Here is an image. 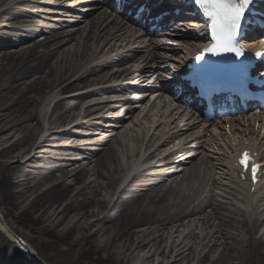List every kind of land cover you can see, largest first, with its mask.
<instances>
[{
  "label": "bare ground",
  "instance_id": "obj_1",
  "mask_svg": "<svg viewBox=\"0 0 264 264\" xmlns=\"http://www.w3.org/2000/svg\"><path fill=\"white\" fill-rule=\"evenodd\" d=\"M166 8L169 7H158ZM85 9L79 0H0V133L10 126L16 135L11 143L0 145V214L4 221L17 234L29 233L26 240L30 247L50 264H87V260L92 264H136L135 252L153 246V255H158L176 223L188 220L192 227L193 221H201L200 216L205 214L202 226L204 238H210L208 243L200 251L191 247L190 239L199 236L189 226L190 232L179 245L170 247L168 254L175 252L176 257L186 259L192 256V260L201 264L208 249L217 253L211 264H264V235L257 238L259 218L252 220L261 206L252 208L253 204H249L241 213L226 211L209 196L217 185L211 168L210 174L198 169L181 179L177 177L179 171H173L178 166L181 175L186 174L191 167L192 170L197 167L199 155L206 156L211 159V167L234 184L231 155L244 147L242 141L234 140L233 144L225 137H196L189 132L192 127H181V122H173L170 117L164 128L152 133L147 141L152 125L137 137L138 148L133 147L131 139L126 149H122L123 145L115 149L111 143L102 142V150H81L78 157L96 163L97 170L93 173L96 180L86 181L80 169L72 175V184L64 181L68 177L65 162L77 157L65 143L99 129L116 133L117 145L128 137L122 136L123 128L117 131L125 123L121 117L103 118L101 125L81 123L78 130L66 129L69 119L80 118L73 112L78 101L64 100L61 96L81 88L86 89L82 97L123 93L128 88L114 83L136 81L144 75L149 79L151 75V61L137 54L111 24L105 25L101 15L84 12ZM175 20L178 25H187L186 28L194 25L183 23L182 17ZM60 37L65 39L61 41ZM122 63L131 64L111 69ZM67 81L73 84L60 88ZM124 101V114L133 116L137 99ZM102 107L110 113L116 111L112 105ZM47 124L62 130L59 136L50 135L37 144V133L41 134L38 130ZM176 138L180 143L160 148ZM250 140L253 145L259 142L258 147L249 146L264 162V138L260 141L254 136ZM181 144L184 146L180 147ZM34 146L40 150L35 159L17 161L15 165L9 161L20 158L22 153L30 154ZM45 146L49 147L44 149ZM154 146L158 147L153 152L163 158L151 164L153 154L144 156ZM170 149L176 150L166 157ZM214 149L221 151L223 158L214 157ZM203 165L202 169L207 167ZM261 172L263 182L264 167ZM58 173L61 175L56 177ZM194 180L196 183L191 184ZM210 183L214 185L211 187ZM162 185L168 186L166 190L159 188ZM259 192H264V184ZM208 207L211 212L206 214ZM136 228L140 229L135 231ZM0 264L34 263L23 262L15 246L0 233Z\"/></svg>",
  "mask_w": 264,
  "mask_h": 264
},
{
  "label": "rangeland",
  "instance_id": "obj_2",
  "mask_svg": "<svg viewBox=\"0 0 264 264\" xmlns=\"http://www.w3.org/2000/svg\"><path fill=\"white\" fill-rule=\"evenodd\" d=\"M86 35H87V33L83 36V38H85ZM42 37H43V35L40 37V39ZM59 39L61 41H63L65 38L60 37ZM73 60H75V57ZM122 66L124 67L127 65L123 64ZM106 72L103 71L102 73H106ZM66 79H67V77H66ZM139 82L140 83H131V84L132 85L138 84L141 86H146L147 82H144V83H141V81H139ZM72 84H73L72 81H67V82H64V84L60 88L68 86V85L70 86ZM131 84L129 83V84H127V86L131 87L130 86ZM69 91L70 92L63 94L61 96V98L64 100H70L72 98H76V100L78 101V104H77L78 106L73 112L78 113V115H80V118L77 120H75V117L69 119L67 124L65 125L66 129L71 128V129L78 130L77 125L81 124V123H83V124L84 123H92V124H96V125H101V120H103V118H107L109 120H115L116 118L121 117L120 120H123V122H125V123L123 125H121L119 130H117V131H120V129L122 130V127H123V131H121L123 134L122 136L129 138L128 141H127L128 138L125 141L121 140L119 145H117L116 141L118 140V138H117L116 133L104 132V130L101 131L99 129V130H93V132L91 131V133L86 132V136L81 137L82 139H78L77 141L71 140L68 143H65L66 148H68L69 150H73L74 153L77 154V157H72V159L74 158V160L72 162L71 161L65 162L67 167H65L64 172L68 175V177L64 181L69 183V184H72V175L75 172L80 171V169H82V173L85 176L86 181L96 180L95 176L93 175V173L97 170L96 163L94 162V160L93 161H86L85 159H83L82 156L78 157V156H80L79 153H81L80 152L81 150H86L88 152H90V151L96 152V151L102 150V148L104 147L102 145V142L111 143V145L115 149H120L122 145H123L122 149H126V148H128V146L130 147L131 139L134 141L132 143L133 147L138 148L139 145L137 143H135L136 138L141 137V135L145 133L144 131L146 130V128H148L149 124H148V122H147V124H145L144 120H140V122H137V120H135L134 116H131L129 114L128 115L124 114V113H126L124 111L125 105H121V104H124L121 100L125 99L126 97H130L131 94H127L124 92V93H120V94L119 93H109V94H104L102 96L99 95V96L82 97L84 94H86V89L81 88L79 91L78 90L77 91L76 90H74V91L69 90ZM103 105H112L113 108L116 107V111L114 113H110L109 111H105L104 107H102ZM86 110H88V112H85ZM122 116H125V117H122ZM143 124H145V125L142 126ZM45 126H46L45 128L41 129V127H40V129L38 130V131H41V134H40V132L37 133L39 135V138L37 140L38 141L37 144L39 142L43 141L45 138L49 137L50 135L59 136V134L62 130L61 128L59 129L58 127H56V129H53L55 127L54 126L49 127L48 124ZM6 128L8 129V130L6 129L7 130L6 132L0 133V145H2V146L7 145L8 143H11L14 139H16L15 133H12V131H10V126H8ZM159 130H160V128H158L156 130V132H154V133L156 134ZM153 131L154 130H152V132ZM149 136L150 135H148V137L146 138V141L148 140ZM153 139H155V138H153ZM146 141H145V144H146ZM177 141H175L174 144L177 143ZM171 145H169V146H171ZM35 147L36 146H34V148L31 150L30 154H25V153L23 154L22 153L20 158L9 159V161L12 163V165H15L17 161H19L20 163H23L27 160L35 159L36 156L40 155V153L38 152L40 150H35ZM48 147L49 146H45L44 149L45 148L47 149ZM161 148H164V147H161ZM164 149H166V148H164ZM167 149H169V148H167ZM153 150H154V148L151 149L149 152H147L145 157L148 156ZM167 151H169V150H167ZM170 152H171V150L166 154V157L170 154ZM156 155H158V153ZM179 156L181 157L180 154H179ZM162 158L163 157L156 156L155 158L151 159L150 163L156 164L157 162L162 160ZM205 159H206V161H205ZM195 164L197 165V167H194L195 169H193V170L191 167L190 170L186 171L187 175L186 174L181 175L182 173H181L180 168L178 166L174 167L173 171H176V172L179 171L177 177L179 176L181 179V178H184L185 176H191V173H193L195 170H198V169L200 171L205 170V171H207L208 174H210L211 170L208 168H211L214 171V173H212V175H215V180L217 182V185L212 187L214 184L212 185L210 183L211 187H212V189H211L212 192H209V196L213 197L215 199V202L220 204L222 206V208L225 209L226 211L241 213V210L243 211V209H245L244 208L245 206L248 207V205H246V204H250V203H245L242 200L243 195H244L243 194L244 189L238 188V187L232 185L229 181L226 180V178L223 175H220L219 170H217L216 168L213 169L211 167L212 162L210 159L202 156L197 161H195ZM203 164L207 165V167L204 169H202L204 166ZM59 175H61V174H59V173L56 174V177H58ZM129 179H130V176H128V180ZM195 183H196V180H194L191 184H195ZM167 185H170V184L168 183ZM46 186L47 185L43 186L42 189H45ZM191 186L194 187L195 185L194 186L191 185ZM167 187L168 186H166V185L165 186L162 185L159 188L164 191V190H166ZM102 194L104 195L105 193H102ZM103 195L101 196V198L103 197ZM261 196H262V194L259 195L258 198H255L252 200L254 203V207H255L256 203H258L259 206H261L260 210L257 213H255L253 215V218H252L253 221L255 220L254 218H259V221L256 224L258 227L257 234H256L257 238L260 237L261 235H264V200H263V198H261ZM210 212H211V210L208 207L206 214H208ZM201 215H203V214H201ZM203 216H200L202 218L201 221H200V219L194 220L193 221L194 225L192 224L193 225L192 227H191V223L188 222V220L185 221L183 224L178 223L179 224L178 225L176 223L174 228H171L172 231L170 230L169 236L166 235L163 243L161 244L160 251H159L158 255H156V256L153 255V246L151 248L145 249L142 252H139V253L135 252V254H137L136 264H166V263L167 264H198L196 262V260H192V256H190L186 259L185 257H176L175 252H171L170 254H168V253H169L170 247L171 248L176 247L177 245H179L181 243L185 234L188 233L189 230H193L195 232V234L197 236H199L197 239H195V238L190 239V241L192 240L191 241V247L192 246H193V248L197 247V251H200V248L204 247L208 243V240L210 238L209 237H208L209 239L204 238V235L206 234V232H205V230H203V226H202L203 225ZM81 223L84 224L85 222H83V220H81ZM189 226H190V228L188 230ZM138 229H140V228H138ZM138 229L136 228L134 230L136 231ZM227 230L232 232L233 234H238L237 232L232 231L230 229H227ZM19 234L21 237H23L25 239H29L28 237H26V234L29 235V233L25 232V235H24V233L23 234L19 233ZM31 243L33 244L32 246L35 248L34 241H31ZM210 245H212V243ZM164 247L167 249H165ZM193 248H191V250ZM206 253H207V255H206L207 258L203 262H201V264H211L217 255V253H214V251L209 252L208 249L206 250ZM38 255H39V257L44 259V261L47 264H50L42 254L38 253ZM131 255L132 254H130L129 256H131ZM161 255H163L165 258H162ZM132 256H135V255H132ZM142 258H145V260L143 262L141 261ZM175 260L177 261V263L175 262ZM85 263L92 264V262L90 260L85 261Z\"/></svg>",
  "mask_w": 264,
  "mask_h": 264
},
{
  "label": "snow or ice",
  "instance_id": "obj_3",
  "mask_svg": "<svg viewBox=\"0 0 264 264\" xmlns=\"http://www.w3.org/2000/svg\"><path fill=\"white\" fill-rule=\"evenodd\" d=\"M253 2V0H240L237 6L233 0H196L198 6L205 9L207 15L214 19V22L220 25L221 33L230 32L232 29L239 27L240 21L245 15V11L248 6ZM220 10H230V15L224 12L216 11ZM224 51H231V48L227 46L226 41L222 44ZM213 54H217L215 50H209ZM236 55H240L239 52ZM203 59V57L198 56L197 60ZM248 154L245 153V160L242 163H247ZM253 179L256 177V168H253Z\"/></svg>",
  "mask_w": 264,
  "mask_h": 264
}]
</instances>
